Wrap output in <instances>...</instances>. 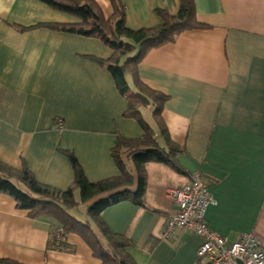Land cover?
<instances>
[{"label": "crops", "instance_id": "0c3cea01", "mask_svg": "<svg viewBox=\"0 0 264 264\" xmlns=\"http://www.w3.org/2000/svg\"><path fill=\"white\" fill-rule=\"evenodd\" d=\"M109 19L111 0H91ZM135 31L163 25L161 13L177 17L181 0H122ZM204 29L187 31L152 50L138 68L149 89L167 99L161 120L155 108L141 109L162 148L167 139L182 149V171L165 162L144 165L145 176L124 156L132 183L103 194L71 214L88 221L94 206L109 203L102 217L112 233L132 244L135 264H202V240L177 230L164 240L172 203L169 189L199 172L217 204L206 213L209 226L232 244L253 234L264 249V0H195ZM80 22L40 0H0V161L26 167L42 185L74 190V156L87 180L97 184L122 176L112 157L117 142L144 138V128L126 113L122 94L108 68L113 52L100 40L55 31L48 25ZM131 92H136L127 76ZM127 155V154H126ZM145 184L136 205L131 198ZM129 192L130 196H125ZM124 193V194H123ZM8 194H0V260L19 264H101L78 236L68 248H50L55 222L31 219Z\"/></svg>", "mask_w": 264, "mask_h": 264}, {"label": "trees", "instance_id": "16d2710c", "mask_svg": "<svg viewBox=\"0 0 264 264\" xmlns=\"http://www.w3.org/2000/svg\"><path fill=\"white\" fill-rule=\"evenodd\" d=\"M40 1L80 22L77 25H48L50 29L100 40L112 50V58L106 63L104 61L100 63L108 68L122 94L128 93L129 109L125 117L136 120L144 128L145 136L140 140H119L113 149L112 157L119 166L122 176L97 184L87 180L78 160L70 156L76 176L74 190L80 192V201L75 200L72 192L64 193L40 184L26 167L17 169L1 161L0 194L10 195L16 202L17 209L29 212L31 219L48 218L55 222L49 245L52 250L59 252L66 250L69 237L74 235L84 241L91 249L93 257L101 264H135L128 252L132 244L124 237L112 233L103 220L102 215L109 207V203L94 206L93 211L89 212L87 222L76 219L71 212L79 210L82 204L89 203L96 197L131 185L132 175L126 171L124 156L132 158L144 176V165L149 162H165L182 173L176 158L183 150L174 146L169 139L166 148L160 147L153 130L141 117L142 108L154 107L155 120L168 138L166 127L161 120L167 99L143 84L139 78L138 68L152 50L174 43L184 32L204 29L206 26L196 18L195 0H181V11L177 17L161 13L162 26L138 32L129 27L124 7L120 3L113 2L115 13L106 19L100 7L91 0ZM128 75L132 78L136 92H131L127 82ZM145 190L146 185L143 184L138 193L131 198L136 205H141L137 200L144 196ZM124 193L125 196H130L129 192ZM58 228H62L67 235L59 244L55 239ZM57 245H60L61 249L57 248ZM0 264L19 263L3 259L0 260Z\"/></svg>", "mask_w": 264, "mask_h": 264}, {"label": "built area", "instance_id": "2783aa9c", "mask_svg": "<svg viewBox=\"0 0 264 264\" xmlns=\"http://www.w3.org/2000/svg\"><path fill=\"white\" fill-rule=\"evenodd\" d=\"M112 1L122 4V0ZM167 196L172 209L163 226L164 240L172 239L177 230H187L202 240L196 256L202 264H264L262 244L253 234H243L229 244L226 237L209 226L206 213L217 202L199 172L190 175L187 185L169 189ZM66 237L62 228L56 230L57 244Z\"/></svg>", "mask_w": 264, "mask_h": 264}, {"label": "clouds", "instance_id": "9594fccd", "mask_svg": "<svg viewBox=\"0 0 264 264\" xmlns=\"http://www.w3.org/2000/svg\"><path fill=\"white\" fill-rule=\"evenodd\" d=\"M112 1V0H111Z\"/></svg>", "mask_w": 264, "mask_h": 264}]
</instances>
